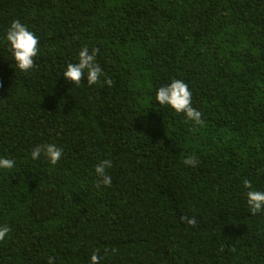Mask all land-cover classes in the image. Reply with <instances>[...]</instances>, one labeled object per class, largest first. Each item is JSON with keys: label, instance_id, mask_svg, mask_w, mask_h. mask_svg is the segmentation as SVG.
<instances>
[{"label": "trees", "instance_id": "obj_1", "mask_svg": "<svg viewBox=\"0 0 264 264\" xmlns=\"http://www.w3.org/2000/svg\"><path fill=\"white\" fill-rule=\"evenodd\" d=\"M13 19L39 52L21 73L0 40V264H264L243 188L264 190V0H0V35ZM85 46L101 83H66ZM172 79L201 124L154 102Z\"/></svg>", "mask_w": 264, "mask_h": 264}, {"label": "clouds", "instance_id": "obj_2", "mask_svg": "<svg viewBox=\"0 0 264 264\" xmlns=\"http://www.w3.org/2000/svg\"><path fill=\"white\" fill-rule=\"evenodd\" d=\"M0 40L6 44L16 69L21 73H27L33 69L34 58L39 52V38L33 31L19 20L13 19L0 35ZM102 75L101 66L96 62V50L90 51L87 46L79 50L75 62L67 63L61 73L63 80L74 86H79L82 79H85L89 86L99 84ZM102 82L106 85L112 83L108 77H104ZM191 97L192 93L187 83L180 79H172L155 90L154 102L175 115H182L193 125H199L202 123L201 112L192 106ZM62 153L63 149L55 143L42 144L32 148L30 157L36 161L43 155L49 164L56 165L60 161ZM195 163L196 161L191 158L184 160V164L188 166ZM110 166L111 161L105 159L97 163L94 168L95 175L105 186L111 183V177L106 172ZM14 167L13 159L0 157V170L7 171ZM243 188L246 189L245 199L249 214L257 215L264 212V190L254 189L249 180L243 181ZM181 221L186 222L189 226L196 224L195 218L181 216ZM9 232L10 229L6 224H0V242L6 241ZM99 261L100 257L95 253L89 257V264H99Z\"/></svg>", "mask_w": 264, "mask_h": 264}]
</instances>
